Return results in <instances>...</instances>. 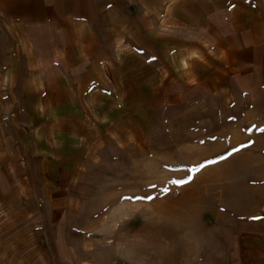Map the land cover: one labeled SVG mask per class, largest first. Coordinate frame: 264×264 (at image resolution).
Returning a JSON list of instances; mask_svg holds the SVG:
<instances>
[{
	"label": "rangeland",
	"instance_id": "374dc122",
	"mask_svg": "<svg viewBox=\"0 0 264 264\" xmlns=\"http://www.w3.org/2000/svg\"><path fill=\"white\" fill-rule=\"evenodd\" d=\"M144 74L124 104L106 87L82 159L60 164L78 171L59 182L84 181L88 197L40 226L39 264H264V83L229 95ZM16 106L7 118L26 123ZM27 133L0 129L1 164L41 202L58 166L33 158Z\"/></svg>",
	"mask_w": 264,
	"mask_h": 264
},
{
	"label": "crops",
	"instance_id": "0c3cea01",
	"mask_svg": "<svg viewBox=\"0 0 264 264\" xmlns=\"http://www.w3.org/2000/svg\"><path fill=\"white\" fill-rule=\"evenodd\" d=\"M153 70L163 87L169 79L229 95L260 87L264 0H0V129L26 126L33 158L58 166L45 171L40 202L24 172L2 166L1 147L0 264H39L40 226L63 223L88 197L84 181L56 176L77 174L62 165L82 159L99 96L112 88L124 104ZM8 103L23 105L26 123L9 121Z\"/></svg>",
	"mask_w": 264,
	"mask_h": 264
}]
</instances>
